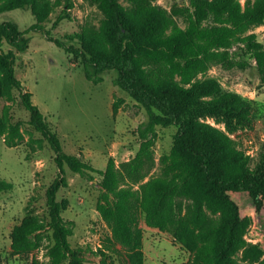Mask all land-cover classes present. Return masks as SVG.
Listing matches in <instances>:
<instances>
[{
    "label": "trees",
    "instance_id": "obj_1",
    "mask_svg": "<svg viewBox=\"0 0 264 264\" xmlns=\"http://www.w3.org/2000/svg\"><path fill=\"white\" fill-rule=\"evenodd\" d=\"M89 1L102 14L98 29L58 39L42 24L47 1L0 0V14L29 9L37 21L25 30L12 21L0 22V40L14 51L0 52V71L6 93H19L30 126L49 144L59 171L46 189V224L34 217L23 219L12 229V252L27 255L37 248L47 227L52 241L48 264L82 263L84 251L68 241L73 223L61 215L67 203L56 200L58 189L67 185L66 166L81 176H101L96 210L113 240L129 250V264H146L141 215L147 226L168 233L193 254L191 262L181 264H264V145L252 164L230 136L238 126L252 128V103L224 91L216 79L202 78L214 65L240 70L254 65L264 84V44L250 31L264 23V0H188L171 13L154 4L156 0ZM64 2L53 29L69 17L73 3ZM31 31L44 32L48 41L79 60L93 84L102 82L103 72L115 71L113 84L145 109L147 121L138 127L140 146L130 161L119 167L109 158L100 171L62 150L32 94L15 76V56L28 50ZM73 40L79 46L66 44ZM208 118L224 128L211 125ZM158 126H173L175 133L169 153L158 160V174L148 176L155 165L152 147ZM3 127L0 122V136L6 133ZM16 136L17 126L5 134L6 143L14 145ZM11 187L0 181V191ZM242 195L250 200V215L240 209ZM238 253L242 262L236 259Z\"/></svg>",
    "mask_w": 264,
    "mask_h": 264
},
{
    "label": "rangeland",
    "instance_id": "obj_2",
    "mask_svg": "<svg viewBox=\"0 0 264 264\" xmlns=\"http://www.w3.org/2000/svg\"><path fill=\"white\" fill-rule=\"evenodd\" d=\"M45 1L49 9L42 24L45 30H50L51 37L63 39L69 34L98 29L102 14L89 0H71L73 7L67 10L69 17L61 20L54 29L52 23L63 12L65 2ZM120 1L127 4L128 0ZM154 4L171 13L173 9L187 6L188 0H156ZM173 19L178 25H184L179 15H173ZM3 21L15 22L20 30L37 23L29 9L4 12L0 14V22ZM250 31L255 32L264 44V23L250 28ZM27 37L30 39L28 50L15 56V76L32 94L33 104L56 133L62 150L79 156L100 171L105 169L109 158H113L119 167L130 161L139 149L138 127L147 121V114L141 105L113 84L116 72H103L102 82L93 84L85 78L80 61L48 41L44 32L31 31ZM66 44L79 46L77 40L66 41ZM8 51L14 52L4 40H0V52ZM202 78H214L224 91L236 92L251 101L252 128L238 126L230 136L240 143L254 164L264 145V84L260 82L254 65L245 70L214 65ZM0 122L6 133L17 126L20 134L14 137V145L6 143V133L0 136V181L12 184L11 189L0 191V264H48L47 252L52 241L47 227L40 234L38 247L27 255L12 252L11 232L27 217L46 224V189L59 171L49 144L30 126L29 114L21 104L19 93L16 90L6 93L1 71ZM207 122L224 128L212 118ZM174 133L173 126L156 127L152 147L155 165L148 176L158 174V160L169 153ZM64 171L67 185L58 189L56 200L67 203L61 215L73 223L68 241L72 248L84 251L81 264H129V250L113 240L110 227L96 210L101 176L98 173H91V177L81 176L66 166ZM238 204L243 213L251 214L247 196H240ZM261 223L264 226V220ZM138 225L143 232L146 264L192 261L191 252L173 241L168 233L147 226L142 215ZM241 256L238 253L236 257L240 262Z\"/></svg>",
    "mask_w": 264,
    "mask_h": 264
},
{
    "label": "crops",
    "instance_id": "obj_3",
    "mask_svg": "<svg viewBox=\"0 0 264 264\" xmlns=\"http://www.w3.org/2000/svg\"><path fill=\"white\" fill-rule=\"evenodd\" d=\"M261 26H262V25H261ZM263 93H264V92H263ZM263 93H262V94H263ZM262 94H261V95H262Z\"/></svg>",
    "mask_w": 264,
    "mask_h": 264
}]
</instances>
